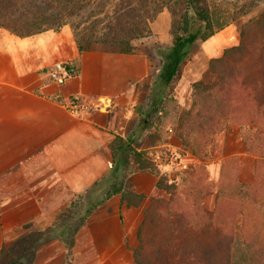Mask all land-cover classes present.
I'll list each match as a JSON object with an SVG mask.
<instances>
[{
    "label": "trees",
    "instance_id": "trees-1",
    "mask_svg": "<svg viewBox=\"0 0 264 264\" xmlns=\"http://www.w3.org/2000/svg\"><path fill=\"white\" fill-rule=\"evenodd\" d=\"M259 1L244 0L233 8L232 16L214 18L228 16L229 8L221 6V10L217 7L214 11L209 0H0V27L24 37L49 29L58 31L73 23V17L82 24L94 16H107V30H96L86 40L73 31L79 50H90L89 39L96 35V42L110 45V51L135 53L136 38L156 37L148 26L151 5L162 7L173 2L179 14L172 24L171 45L159 50V55L167 70L174 66L176 71L196 38L207 40L237 17L246 15ZM208 65L215 81L193 82L191 109L176 113L172 123L182 153L188 152L202 163L179 172L170 185L157 182L167 197L151 199L143 210L136 230L138 243L132 251L136 264H264V142L256 138L264 134V10L244 20L238 44L224 48L219 57L209 59ZM174 70L165 76V85L175 75ZM229 125L243 129L239 136L247 152L255 156L250 183L239 180L240 161L236 155L222 160L217 182L207 175L204 162L209 145ZM138 130L126 138L115 136L111 169L77 195H89L80 223L113 195L120 194L121 204L128 206H137L143 199L142 194L124 188L125 175L121 174L130 159L136 169L155 173L156 164L148 150L134 147ZM102 182L108 184L95 199L100 191L96 188ZM213 192L214 207L210 210L204 200ZM77 230L78 226L74 227L73 234ZM9 254L1 248L0 261H8ZM9 261L8 264H17Z\"/></svg>",
    "mask_w": 264,
    "mask_h": 264
},
{
    "label": "crops",
    "instance_id": "crops-1",
    "mask_svg": "<svg viewBox=\"0 0 264 264\" xmlns=\"http://www.w3.org/2000/svg\"><path fill=\"white\" fill-rule=\"evenodd\" d=\"M230 29L224 27L201 41L208 59L237 44ZM63 60L75 61L77 71L58 82L50 78L49 70ZM157 69L147 50L80 51L66 25L24 37L0 27V249L13 230L48 228L76 195L107 174L113 165V139L139 129V119L146 113L143 98ZM239 130L233 125L215 136L214 160L208 165L211 179H218L223 158L236 155L241 161L240 181H253L255 159ZM134 147L146 149L147 138L138 139ZM134 169L126 175L124 188L144 196L139 205L121 204L120 194L113 195L76 233V240L87 237V244L95 248L86 258L92 264H136L132 251L143 210L151 199L165 198V190L156 185L155 174ZM214 198L213 193L205 196L210 210ZM135 208L140 213L129 248L122 219L124 212ZM56 261L52 254L38 255L33 264Z\"/></svg>",
    "mask_w": 264,
    "mask_h": 264
},
{
    "label": "rangeland",
    "instance_id": "rangeland-1",
    "mask_svg": "<svg viewBox=\"0 0 264 264\" xmlns=\"http://www.w3.org/2000/svg\"><path fill=\"white\" fill-rule=\"evenodd\" d=\"M243 1L244 0H209V3L214 11L217 7H219L221 10V6H226L229 8L227 10L228 16H213L214 18H223L232 16L234 13L233 8L239 7ZM156 3L157 5L159 4V2ZM263 10L264 0H260L257 5L252 7L246 15L237 17L236 21H233L227 25L228 27H231L230 31L233 34L232 36H234V38L237 40V44L239 42V27L241 23L250 17L257 16ZM150 11L152 20L148 21V26L151 33L156 35V37L142 40L140 38H136L134 40V42L137 43L139 50H147L148 52L153 53L154 62H156V65L158 66L154 76L153 85L150 88L149 93L143 98V106L144 109H146V113H144L139 119L138 128L141 131L139 134V139L147 138L148 147L146 150H148L149 153L166 147L179 155L180 161L184 165L181 169L171 171L158 165H156L155 168L154 174L156 176V182H159L162 185H170L172 182H174V180H176L177 174L179 172L184 169H190L194 163H202L190 153H182L180 149V142L176 136V133L174 132V129L172 128L173 118H176V113L182 114L191 109L192 104L190 93L191 84L193 82L202 81L205 83H212L215 81L216 76L209 70V59L200 48L199 44L201 43V40L199 38H196L191 44L187 55L179 63L177 70L175 71L173 69L174 66H172L170 70H167L165 67V61L163 63V60L159 55V50H165L166 47L171 45V28L174 19H176L179 14V7L173 2L169 4V6L165 5L162 7H156L154 4H152ZM75 20L76 17H73V23H67L66 26L70 28L72 33L73 31H76V33L79 36H83L85 40L89 34L96 33V30L98 32L107 30V25L109 23L107 16H94L91 20L84 21L82 24H78ZM75 24L76 28L73 29ZM95 36H91L89 39L91 49L108 50L111 48L110 45H105L102 42H96ZM176 51H178V48ZM172 70H174L175 75L172 77L170 82L165 85V76H167ZM164 97H166V99ZM230 126L233 125H229L225 130H227ZM235 126L239 127V133L243 130L239 125ZM254 128L255 127L251 126L252 130H255ZM223 131L219 133H222ZM250 134H246L248 138H251ZM260 137L264 142V134L260 133L256 135V138ZM213 140L208 148V158L204 162L206 165L207 175L210 179L211 170L208 165L212 160H214ZM249 154L253 155L252 153ZM237 157L240 161L239 156ZM253 157L255 159L254 155ZM187 158H191L193 160L191 161V159ZM134 168V163L132 159H130L128 165L122 168L121 174L125 175L126 177L127 174L132 173L135 170ZM217 180L213 181L217 182ZM106 182H102L101 185L96 188L100 191L94 197L95 199L98 198L100 193L104 190L103 186L108 184ZM156 185L158 186L157 183ZM213 194L215 195L214 192ZM165 197H167L166 192ZM88 200V194L82 195V198H78L76 195L70 201V203H68L59 212L55 221H53L48 228H22L21 230H13L11 239L2 247L4 252H9V259L17 262V264H33L35 256L42 255L48 257L50 254L55 256L57 259V264L94 263L92 261L88 262L86 259L87 256L90 255L91 257L95 253V248L93 249L92 245L87 244V237L76 240V233L85 222L84 221L83 223H80L79 217L86 210ZM72 202L75 203L74 206L72 205ZM139 211L140 208H135L130 212H124L123 214L122 232L128 234L126 238H128L127 240L129 248L132 247L131 245L129 246V243L130 241H133L135 229L134 226L139 217ZM76 226H78V230L73 234V228ZM39 231H41V233H38ZM30 234L32 235V238L29 237ZM69 239L72 241L71 245L68 243ZM129 248H125V251H129ZM9 259L8 261H0V264H8V262H10Z\"/></svg>",
    "mask_w": 264,
    "mask_h": 264
},
{
    "label": "built area",
    "instance_id": "built-area-1",
    "mask_svg": "<svg viewBox=\"0 0 264 264\" xmlns=\"http://www.w3.org/2000/svg\"><path fill=\"white\" fill-rule=\"evenodd\" d=\"M76 72V67L73 62L68 60L55 62L49 70V76L51 79L58 82H63L67 78L73 76ZM149 158L158 166L164 167L171 171L179 170L184 165L181 163L179 155L163 147L160 150L149 153Z\"/></svg>",
    "mask_w": 264,
    "mask_h": 264
}]
</instances>
